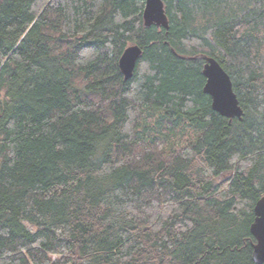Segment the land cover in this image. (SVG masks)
<instances>
[{
    "label": "trees",
    "instance_id": "obj_1",
    "mask_svg": "<svg viewBox=\"0 0 264 264\" xmlns=\"http://www.w3.org/2000/svg\"><path fill=\"white\" fill-rule=\"evenodd\" d=\"M162 1L168 30L145 0H1L0 264H256L264 0ZM201 55L241 120L212 110Z\"/></svg>",
    "mask_w": 264,
    "mask_h": 264
},
{
    "label": "water",
    "instance_id": "obj_2",
    "mask_svg": "<svg viewBox=\"0 0 264 264\" xmlns=\"http://www.w3.org/2000/svg\"><path fill=\"white\" fill-rule=\"evenodd\" d=\"M1 2V0H0ZM143 26H152L168 30L169 21L162 0H145L143 10ZM142 55L138 45L128 46L118 60V68L124 81L132 78L137 61ZM204 60L202 75L205 78L203 92L211 100V108L221 117L232 121L241 120L243 111L233 90L232 81L220 63L211 57L201 55ZM254 220L250 225V233L256 243L253 245L252 259L256 264L264 263V195L257 201L254 209Z\"/></svg>",
    "mask_w": 264,
    "mask_h": 264
},
{
    "label": "rangeland",
    "instance_id": "obj_3",
    "mask_svg": "<svg viewBox=\"0 0 264 264\" xmlns=\"http://www.w3.org/2000/svg\"><path fill=\"white\" fill-rule=\"evenodd\" d=\"M186 129H184L185 131L183 132L182 131V133L180 134V135H178V136H174V135H172L170 138H169V142H168V146H169V148H171V147H175V146H182V145H184V143H185V141H188V140H190L191 139V137H192V134H191V130H190V128L187 126V127H185ZM185 133V135H183ZM227 177V175H225V176H223V177H221V178H219L218 180H217V183H220L221 181H223L225 178Z\"/></svg>",
    "mask_w": 264,
    "mask_h": 264
},
{
    "label": "bare ground",
    "instance_id": "obj_4",
    "mask_svg": "<svg viewBox=\"0 0 264 264\" xmlns=\"http://www.w3.org/2000/svg\"><path fill=\"white\" fill-rule=\"evenodd\" d=\"M145 3V2H144Z\"/></svg>",
    "mask_w": 264,
    "mask_h": 264
}]
</instances>
